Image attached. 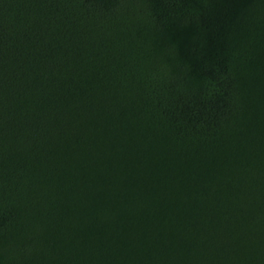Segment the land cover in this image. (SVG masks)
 Here are the masks:
<instances>
[{"label": "trees", "instance_id": "trees-1", "mask_svg": "<svg viewBox=\"0 0 264 264\" xmlns=\"http://www.w3.org/2000/svg\"><path fill=\"white\" fill-rule=\"evenodd\" d=\"M0 264H264V0H0Z\"/></svg>", "mask_w": 264, "mask_h": 264}]
</instances>
